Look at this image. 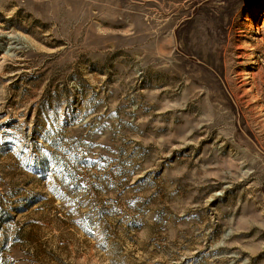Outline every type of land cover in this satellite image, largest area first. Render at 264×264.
Returning <instances> with one entry per match:
<instances>
[{
	"label": "rangeland",
	"instance_id": "rangeland-1",
	"mask_svg": "<svg viewBox=\"0 0 264 264\" xmlns=\"http://www.w3.org/2000/svg\"><path fill=\"white\" fill-rule=\"evenodd\" d=\"M264 0H0V264H264Z\"/></svg>",
	"mask_w": 264,
	"mask_h": 264
},
{
	"label": "bare ground",
	"instance_id": "bare-ground-1",
	"mask_svg": "<svg viewBox=\"0 0 264 264\" xmlns=\"http://www.w3.org/2000/svg\"><path fill=\"white\" fill-rule=\"evenodd\" d=\"M264 19V15H262V17H261V20H263Z\"/></svg>",
	"mask_w": 264,
	"mask_h": 264
}]
</instances>
